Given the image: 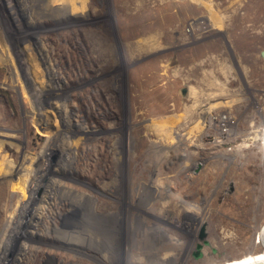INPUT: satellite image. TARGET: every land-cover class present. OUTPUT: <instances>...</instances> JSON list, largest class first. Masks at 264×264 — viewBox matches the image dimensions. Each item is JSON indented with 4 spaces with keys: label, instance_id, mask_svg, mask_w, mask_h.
Wrapping results in <instances>:
<instances>
[{
    "label": "rangeland",
    "instance_id": "obj_1",
    "mask_svg": "<svg viewBox=\"0 0 264 264\" xmlns=\"http://www.w3.org/2000/svg\"><path fill=\"white\" fill-rule=\"evenodd\" d=\"M47 2L0 8V255L38 232L45 264L147 239L170 249L148 264H261L264 0Z\"/></svg>",
    "mask_w": 264,
    "mask_h": 264
},
{
    "label": "bare ground",
    "instance_id": "obj_2",
    "mask_svg": "<svg viewBox=\"0 0 264 264\" xmlns=\"http://www.w3.org/2000/svg\"><path fill=\"white\" fill-rule=\"evenodd\" d=\"M54 4H56L55 6H62V5H64V4H67V5H70V4H72V2H71V0H66V2L65 1H62V0H60L59 2L57 1V2H55ZM73 5V4H72ZM6 9V8H5ZM32 21H30V22H32L33 23V21H34V19H31ZM166 22V21H165ZM151 25L152 24H145V25H142V26H150L151 27ZM155 27V26H154ZM156 27H159L160 29H165L166 28V25L165 24H163V25H156ZM124 29H126L125 31H127L128 29L125 27ZM138 29V28H137ZM159 29V30H160ZM129 31V30H128ZM128 31H127V33H128ZM140 31H142V30H140ZM132 32H134V31H132ZM151 32V31H150ZM161 32H163V31H161ZM130 33V32H129ZM145 33V32H144ZM152 33H153V31H152ZM141 34V33H140ZM164 35V34H163ZM134 37V36H133ZM132 38V37H131ZM130 38V39H131ZM147 38V37H146ZM143 39V38H142ZM37 40V39H36ZM133 40V39H132ZM139 40V39H138ZM134 41V40H133ZM142 41V40H141ZM131 42V41H130ZM31 44V43H30ZM131 44V43H130ZM33 46V45H32ZM42 52H43V58L46 60L47 58H48V56H47V52L45 51V50H41ZM165 70V69H164ZM162 71V70H161ZM169 71V70H168ZM168 71H167V73H168ZM162 73H164V72H162ZM157 74V73H156ZM154 76V75H153ZM155 77H156V75H155ZM166 78H168L167 76H166ZM169 81V80H168ZM171 81V80H170ZM169 85V84H168ZM172 85V84H171ZM170 85V86H171ZM169 90H171V89H169ZM155 91V90H154ZM162 92V91H161ZM160 92V93H161ZM169 92V91H168ZM171 92L173 93L174 92V90H171ZM137 94V93H136ZM164 94V93H163ZM165 96V95H164ZM126 97V96H125ZM140 97V96H139ZM131 100H132V102L130 103L131 104V107H132V110H133V103H137V101L135 100V98L133 97V94L131 95ZM140 103V102H139ZM138 103V104H139ZM174 105V104H173ZM141 106V105H140ZM140 108V107H139ZM175 111V110H174ZM179 111H181V105L179 104ZM132 117V116H131ZM134 120V119H133ZM83 130V129H82ZM85 131H86V129H85ZM133 144V143H132ZM128 146V145H127ZM129 153V152H128ZM167 155H168V153H167ZM166 155V156H167ZM117 158V157H116ZM167 158V157H166ZM153 160V159H152ZM150 162V161H149ZM148 162V163H149ZM153 162H155V160L153 161ZM153 162L151 161L150 163L151 164H153ZM143 163H145V162H143ZM145 165V164H144ZM156 165V164H155ZM149 166L150 165H145V167H146V171H145V174H144V178H148L149 176L146 174L147 173V169L149 168ZM132 178L135 180H133L132 179V181H133V183H132V186H131V195H133V196H135V194L137 193V191H138V187H140V185L139 184H141V176H138V177H136L135 176V174H134V177L132 176ZM117 180L118 179H116V186H117V188L116 189H119L121 186H120V183H118L117 182ZM130 182V181H129ZM163 181H161V184L163 185ZM156 187H157V184L155 185L154 183H152V185L150 186V187H148L147 189H146V191H148V192H150V193H147V195H149V194H152V196H149L150 198H149V200L150 201H152V203L155 201V196H154V194L156 193ZM164 187V186H163ZM162 187V188H163ZM165 187H167V186H165ZM144 189V188H143ZM158 190V189H157ZM159 191V190H158ZM142 192V191H141ZM140 192V193H141ZM142 194H143V192H142ZM146 194V193H145ZM171 194H170V191H167V190H165V191H163L162 192V197L163 198H165V197H168V196H170ZM130 196V195H129ZM143 197V196H142ZM152 197V198H151ZM145 199V198H144ZM153 199V200H152ZM158 199V198H157ZM159 199H160V197H159ZM58 200V199H57ZM150 201H148L147 202V205H150ZM57 205V204H56ZM59 205V204H58ZM151 206V205H150ZM58 208V207H57ZM57 213H56V212ZM55 211H50V213L48 214V212H47V209H46V211H45V215H43L42 216V220H44L45 221V223H46V225H44V234L45 235H53V233L54 232H56V231H59V226H58V224H57V221H56V217H58V215L60 216L61 215V210L59 209V211H57V210H55ZM55 212V213H54ZM60 213V214H59ZM166 213V212H165ZM155 214V213H154ZM118 216V215H117ZM165 216V215H164ZM129 217V216H128ZM119 219V218H118ZM126 219V218H125ZM54 220V221H53ZM123 220V219H122ZM142 220V219H141ZM165 220V219H164ZM185 220V219H184ZM37 221H39V220H37ZM104 222H106V224H107V226L109 225L110 226V224H109V221L107 220V221H101V223L99 224L100 226H105V223ZM125 222V221H124ZM133 224H132V227L137 223L138 225H140V223L139 222H137V220L135 221V222H132ZM38 224H40V222H37L36 223V226L38 225ZM93 224V223H92ZM126 224V223H125ZM93 226V225H92ZM96 227V226H95ZM111 227V226H110ZM143 227V226H142ZM94 228V227H93ZM125 228V227H124ZM53 229V230H52ZM54 229H56V231H54ZM96 229V228H95ZM99 229V228H98ZM111 229H112V227H111ZM144 229V228H143ZM97 230V229H96ZM104 230V229H103ZM114 231L116 232V231H118L117 229H114ZM113 231V232H114ZM130 231V230H129ZM35 232V230L33 231V233ZM100 232V231H99ZM104 232V231H103ZM114 232V233H115ZM127 232V231H126ZM37 233V235L39 234L38 232H36ZM97 233V232H96ZM111 233V232H110ZM114 233H112L113 235H114ZM145 233V232H144ZM147 233V232H146ZM145 233V234H146ZM98 234H100V233H98ZM104 234H106V232H104ZM37 235H33V236H30L31 238L32 237H37ZM96 235V234H95ZM110 235V234H109ZM120 235V234H119ZM151 235V234H150ZM27 236V235H26ZM24 237V239L25 238H27V240L29 241V240H31V239H29V235L27 236V237ZM98 236V235H97ZM115 236H116V233H115ZM130 236V235H129ZM94 237V236H93ZM99 237V236H98ZM110 237V236H109ZM108 237V238H109ZM118 237V236H117ZM115 238L116 240H115V242L112 244L113 245V247L112 246H110L111 247V249H110V251H111V254H112V256H113V254L117 251L116 250V247H117V245H118V242H120L121 240V238ZM152 237V236H151ZM19 238V237H18ZM100 238V237H99ZM130 238V237H129ZM147 238V237H146ZM104 239H106V237L104 238ZM124 240H125V237L123 238ZM123 239H122V241H123ZM154 239V238H153ZM153 239H151V240H153ZM98 240V239H97ZM97 240H95L94 242H98ZM130 240H132V239H130ZM100 241V240H99ZM105 241H107V240H105ZM134 241V240H133ZM155 241V240H154ZM256 241H258L261 245H262V247H263V249H264V227L259 231V233L257 234V239H256ZM112 242V241H111ZM149 242V240L147 239V240H141L139 243L138 242H136V241H134V244H133V242H132V245H131V247L132 248H130V250H129V252H128V250H126L125 252H123L122 253V255H121V257L123 258V259H125V257H127L129 260H132V262L134 261L135 262V264H145V263H149V261L151 260V259H153V258H151V257H153V256H156L157 254H160V255H162V259H170V249L167 247V246H164V247H162L161 248V246H160V248L159 247H156L155 246V248H148L149 250L148 251H145V250H147V247H145V249H138V247H139V245H137V243L138 244H141V243H145V244H147ZM168 242V241H167ZM166 242V243H167ZM107 243V242H106ZM14 244H15V241H14ZM24 246L26 245V243L24 242V243H22ZM22 244H20V245H18L19 247H20V249H22ZM99 244V243H98ZM97 244V245H98ZM104 244V243H103ZM125 244V243H124ZM107 245V244H106ZM15 246V248H16V246L17 245H14ZM17 246V247H18ZM94 246H96L95 244H94ZM101 246H102V244H101ZM143 247V246H142ZM149 247V246H148ZM51 248V247H50ZM118 248V247H117ZM99 249V248H98ZM101 249V248H100ZM45 250V249H44ZM101 250H103V249H101ZM104 251H106L105 253H109V250H104ZM127 252V253H126ZM39 254V253H38ZM121 254V253H120ZM61 257H62V255H61ZM65 257H68V256H65ZM155 258H157V257H155ZM75 259H76V257H72V261H75ZM163 261V260H162ZM169 261V260H168ZM235 262V261H234ZM163 263V262H162ZM161 263V264H162ZM165 263V262H164ZM163 263V264H164ZM159 264V263H158ZM166 264H168V263H166ZM261 264H264V253H263V256H262V262H261Z\"/></svg>",
    "mask_w": 264,
    "mask_h": 264
},
{
    "label": "built area",
    "instance_id": "obj_3",
    "mask_svg": "<svg viewBox=\"0 0 264 264\" xmlns=\"http://www.w3.org/2000/svg\"><path fill=\"white\" fill-rule=\"evenodd\" d=\"M47 1H50V3H55L57 1L59 2L60 0H0V8H47V4L49 3ZM71 135V140L76 139ZM74 142L78 141L76 140ZM31 231H33V229ZM28 235L29 239L31 240L28 241L27 238H25L24 242L26 245L24 246L22 244V249H20L19 246H16L15 248L14 239L12 238L10 242L11 244L8 245L7 249L5 248L3 254L0 255V264H45V262H37L34 259V252L41 251L43 245L37 244L38 242L35 241L36 237L31 238L30 236L33 235H30V233Z\"/></svg>",
    "mask_w": 264,
    "mask_h": 264
},
{
    "label": "water",
    "instance_id": "obj_4",
    "mask_svg": "<svg viewBox=\"0 0 264 264\" xmlns=\"http://www.w3.org/2000/svg\"><path fill=\"white\" fill-rule=\"evenodd\" d=\"M261 57L264 59V51L261 53ZM188 94V88L185 87L181 90V95L183 98H185ZM206 116H203V120L205 119Z\"/></svg>",
    "mask_w": 264,
    "mask_h": 264
},
{
    "label": "flooded vegetation",
    "instance_id": "obj_5",
    "mask_svg": "<svg viewBox=\"0 0 264 264\" xmlns=\"http://www.w3.org/2000/svg\"><path fill=\"white\" fill-rule=\"evenodd\" d=\"M145 264H147V263H145Z\"/></svg>",
    "mask_w": 264,
    "mask_h": 264
}]
</instances>
